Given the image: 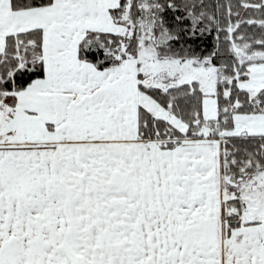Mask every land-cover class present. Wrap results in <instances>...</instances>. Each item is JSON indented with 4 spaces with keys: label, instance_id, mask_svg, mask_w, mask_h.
Returning a JSON list of instances; mask_svg holds the SVG:
<instances>
[{
    "label": "snow or ice",
    "instance_id": "snow-or-ice-1",
    "mask_svg": "<svg viewBox=\"0 0 264 264\" xmlns=\"http://www.w3.org/2000/svg\"><path fill=\"white\" fill-rule=\"evenodd\" d=\"M0 264H264V0H0Z\"/></svg>",
    "mask_w": 264,
    "mask_h": 264
}]
</instances>
